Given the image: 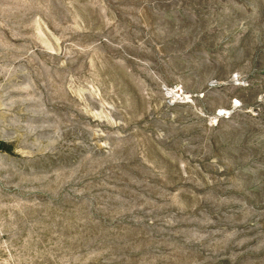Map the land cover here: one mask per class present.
I'll return each mask as SVG.
<instances>
[{
  "label": "rangeland",
  "instance_id": "rangeland-1",
  "mask_svg": "<svg viewBox=\"0 0 264 264\" xmlns=\"http://www.w3.org/2000/svg\"><path fill=\"white\" fill-rule=\"evenodd\" d=\"M0 264H264V0H0Z\"/></svg>",
  "mask_w": 264,
  "mask_h": 264
},
{
  "label": "trees",
  "instance_id": "trees-1",
  "mask_svg": "<svg viewBox=\"0 0 264 264\" xmlns=\"http://www.w3.org/2000/svg\"><path fill=\"white\" fill-rule=\"evenodd\" d=\"M2 145H3V144H0V147H1V148H4V146H2Z\"/></svg>",
  "mask_w": 264,
  "mask_h": 264
}]
</instances>
